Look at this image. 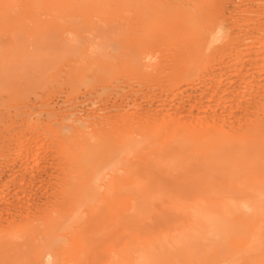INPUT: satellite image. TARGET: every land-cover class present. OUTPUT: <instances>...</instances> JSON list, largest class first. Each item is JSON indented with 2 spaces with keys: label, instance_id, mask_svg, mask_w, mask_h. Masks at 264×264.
<instances>
[{
  "label": "bare ground",
  "instance_id": "1",
  "mask_svg": "<svg viewBox=\"0 0 264 264\" xmlns=\"http://www.w3.org/2000/svg\"><path fill=\"white\" fill-rule=\"evenodd\" d=\"M45 1L0 0V17L6 18L13 12L20 15L19 11L23 14L28 11L27 3L40 5ZM48 1L132 4L136 9L134 18L141 23L138 30L149 33L142 44L138 42L141 39L135 41L143 49L152 48L160 40L167 44L169 36L180 33L188 36L193 45L208 42L207 30L200 27L203 0ZM223 3L220 0L216 4L221 9L220 15ZM20 5L23 10L18 9L22 8ZM174 16L185 18L180 30L169 24ZM247 25H253L252 38L246 43H236L228 58L246 60L243 66L251 69L260 65L257 55L264 52L260 47L264 44V23L252 20ZM74 28L77 34H73V39L77 40L67 44L70 47L55 40L57 48L49 50L41 41L34 49L8 54L19 67L15 72L22 74L24 83L34 82L53 61L67 54L74 60V69L64 80L74 83L85 72L87 59L98 60V56L106 58L107 63L116 53L126 58L134 51L127 41L131 37L126 25L107 23L98 31L101 40L89 43H82L81 31ZM55 35L47 34L50 37L45 36L46 42ZM68 48L70 51H66ZM201 52L196 67L189 65L184 70L188 81L205 79V72L219 67L215 64L218 59L207 57L206 49ZM189 54H184L183 60L188 61ZM13 68L2 63L0 76L8 75ZM166 87L169 91V82ZM218 92L219 86L209 87L195 101L213 98ZM169 98L149 102L147 111L159 107L161 113L169 115L175 100ZM24 100L15 110L17 116L24 114L28 118L29 114H35L30 105L41 99ZM16 102V98L5 99L0 102V111ZM248 106L246 103L244 107ZM182 111L176 106L170 113L173 116L170 124L160 135H154L152 123L143 121L145 117L141 114L137 120L132 115L120 120L105 117L95 123L89 118L75 117L73 112L52 115L24 135L33 141L34 135L43 131L55 132L59 140L54 146L61 157L55 158L57 162L50 157L43 164H28L23 159L12 163L9 159L0 161V179L6 167L22 175L6 178L5 185L13 200L9 198L1 209L17 217L38 214L41 219L10 240L5 252L0 246V264H71L76 260L81 264L91 244L93 224L106 223L122 226L126 223L132 230L130 241L112 253L110 264H264V115L255 114L251 120H242L236 129L215 122L197 133L192 130L185 133L179 130ZM135 125L141 128L140 136L129 130ZM250 250L259 253L249 255Z\"/></svg>",
  "mask_w": 264,
  "mask_h": 264
},
{
  "label": "rangeland",
  "instance_id": "2",
  "mask_svg": "<svg viewBox=\"0 0 264 264\" xmlns=\"http://www.w3.org/2000/svg\"><path fill=\"white\" fill-rule=\"evenodd\" d=\"M218 1L220 0H203L200 27L202 30H207L209 37L208 42L200 45L196 43L193 45L188 36L180 33L169 36L167 44L160 40L152 48L143 49L137 46L135 41L141 39L138 42L142 44L148 39L149 33L138 30L141 23L134 18L136 9L132 4L90 1L57 3L46 0L40 5L27 3L28 11L24 10L23 14L19 11L20 15L13 12L6 18L0 17V54L4 53L0 55V66L5 63L14 67L8 75L0 76V102L11 97L17 99L14 105L2 107L0 111V161L9 159L12 163L23 159L28 164H43L49 161L50 157V160L61 157L57 156L61 152L56 150V145L54 146L56 140H59L55 132L43 131L39 135H34L37 138H34V142L24 138L30 130L38 128L39 124L49 120L48 117L52 115H68L73 112L75 117L89 118L96 123L105 117L120 120L132 115L137 120L138 115L141 114L145 117L143 121L149 120L152 123L154 135H160L170 124L173 117L170 113L176 106L183 109L179 130L185 133H190V130L197 133L208 123L215 122L236 129L240 126V121L251 120L250 117L255 114L264 115V52L257 55L260 57V65L251 69L243 66L246 60L228 58L231 54L230 49L236 43H246L252 38L254 28L253 25H247L249 21L264 23V0H223L225 7L222 6L224 11L221 15V9L216 5ZM209 6L210 8L206 9ZM18 9L23 10V7ZM184 21V17L174 16L169 19V24L180 30L185 24ZM107 23L109 26L114 23L117 26L128 27L127 33L131 38L128 37L127 41L134 47L133 53L126 58L116 53L113 60L107 63L106 58L103 57L97 56L98 60L92 61L87 59L83 67L85 72L79 75L81 78L77 82L64 80L74 69V60L70 54L53 61L50 67L38 74L32 83L23 82L22 74L15 72L19 67L15 65L12 57L8 56L15 50L34 49L41 41L49 50L57 48L54 46L55 40L59 45L70 47L67 44L77 40L73 39V34L76 32L73 26L81 31L82 43L101 40V37L97 36L98 31ZM53 32L57 36L46 42L48 38L45 39V36ZM260 47L264 48V44ZM205 49L207 57L212 56L215 61L220 60L215 63L219 67L205 72V79L186 80L184 70L189 65L196 67L199 52ZM66 51H70L69 48ZM186 53H190L188 61L183 60ZM166 59L169 60V66ZM168 82L169 91H166ZM214 86H219V92L213 98L195 101L200 92ZM53 90L55 91L52 92ZM24 94L29 97H25ZM165 97L175 99L173 104H169L172 106L169 115L161 113L159 107L147 111L149 102L159 103ZM25 98L41 99L30 105L35 114L32 116L28 113V118H25L24 114L23 117L17 116L15 110L17 104H24ZM246 103L249 104L248 108L244 107ZM25 114L27 116V113ZM68 121L71 119L68 118ZM129 130L140 136L139 125L132 126ZM19 135L24 139H20ZM14 137L17 138L13 139ZM50 141H52L50 146L53 148L49 146ZM39 143H43L42 146ZM30 146L33 147L32 150ZM51 149L53 150L50 153ZM55 160L57 162V159ZM5 172L0 179V246L3 252L7 249L10 240L16 239L20 234L25 233L28 227L37 225L41 221L38 214L17 217L15 213L1 209V206L7 204L10 199L13 200L11 191H8L5 185L8 182L6 178L22 177L13 173V170L10 172L7 167ZM90 232L91 244L81 264H110L112 253L123 248L132 236V230L126 223L125 226L115 223H106L103 226L93 224ZM6 253L3 255L5 256ZM258 253L257 250L248 252L249 255ZM71 264L80 263L76 260V263L71 262Z\"/></svg>",
  "mask_w": 264,
  "mask_h": 264
}]
</instances>
